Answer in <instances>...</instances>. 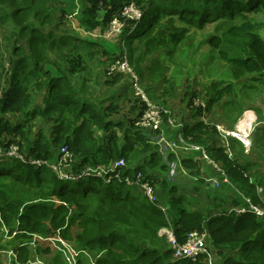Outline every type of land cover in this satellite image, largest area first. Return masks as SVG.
Instances as JSON below:
<instances>
[{"label": "trees", "instance_id": "obj_1", "mask_svg": "<svg viewBox=\"0 0 264 264\" xmlns=\"http://www.w3.org/2000/svg\"><path fill=\"white\" fill-rule=\"evenodd\" d=\"M125 1L83 0L76 24L86 29L100 26L101 15L103 24ZM136 2L143 14L135 28L124 33V43L128 39L130 44L137 43L128 54L132 68L141 79L160 83V99L175 93V78L167 75L168 60H173L190 29H203L208 22L216 25L206 42L232 78L239 81L250 77L264 85V0ZM65 16L62 0H0V46L10 48L8 65L0 58V148L16 144L27 158L54 160L59 149L66 147L73 160L67 170L74 171L123 159L126 166L121 173L132 176L139 172L154 189L161 180L163 197L176 191L168 178L173 163L175 170L183 168L204 186L206 175L193 155L179 150L163 155L152 140L154 132L135 124L145 108V104L139 107L140 97H135L140 102L136 115L113 120L111 117L120 112L116 100L102 107V102L85 95L84 82L76 87L73 75L84 70L80 59L95 60L99 52L103 53L107 84L121 79L126 82L128 78L121 72L109 73L122 50L119 44L111 52L101 41L84 34L59 33ZM161 50L165 57L154 58L145 72L141 71L147 55ZM73 51H77L76 60L67 55ZM218 86L212 84L208 93L221 97L234 90L231 83ZM39 92L43 93L42 105L32 108ZM10 114L23 118L12 120ZM36 117L52 122L47 136L33 130ZM181 130L192 144L203 146L230 178L232 186L221 181L217 188L220 183L235 185L253 203H264V175L251 171L255 165L248 160L242 163L222 147L210 146L212 126L199 121ZM262 141L264 146V136ZM96 181L61 180L46 166L0 160V228L6 227L23 241L35 235L58 236L76 243L80 251L100 252L94 264H202L190 259L173 260L169 237L160 231L171 229L174 239L183 243L188 232L204 228L210 250L221 264H264V221L252 212L222 210L206 217L201 210L186 207L191 202L180 194L169 200L167 211H162L144 199L140 189L132 192L134 186L127 185L124 193L126 184L114 180L113 185H102ZM227 200L232 207L244 204L235 194L223 198ZM24 242L13 248V264L28 263L29 245Z\"/></svg>", "mask_w": 264, "mask_h": 264}, {"label": "rangeland", "instance_id": "obj_2", "mask_svg": "<svg viewBox=\"0 0 264 264\" xmlns=\"http://www.w3.org/2000/svg\"><path fill=\"white\" fill-rule=\"evenodd\" d=\"M75 2H76V4L79 5V10H80L81 5L83 4L82 3L83 0H62V9H63V12L66 14L65 17H67L68 13L71 12L72 9L75 8V6H76ZM60 7L61 6H58L55 9L59 10ZM102 17H103V15H101V17H100V24H99L100 26H96L92 29H97V30H102V29L105 30L106 29L109 18L107 20H105L103 24H101ZM77 19H78L77 15L74 16L71 20L63 19L64 23L63 22L61 23L59 33H61V32H77L79 34H83V33H81L80 30L86 29V28L84 26L76 24V23H78ZM98 22H99V20H98ZM215 25H216V23L208 22L203 29H190L188 34H187L188 38L183 42L180 49L174 55V58L172 61H175L177 64L174 66V68L170 72L169 76L172 75L175 78V81L177 82V85H178L177 97H179L180 99H177L176 102L171 105V106H174L173 109L171 108V106L161 103L153 95H151V93H149V91H148V87H153L154 85L147 84V83H145V80H143V78L141 79L142 80V88L144 90L146 97L150 101L156 103L157 105H159L160 107H162L163 109H166L168 111L169 114L165 115L164 121H167V118L169 117V119H171L175 123L181 125V121H183V117H184V114H183L184 109H183L182 105H180L181 102L183 104L186 103L188 109H195L196 111L200 110L199 108H196L193 105V102H194V100L197 99V100H200V101L206 103V95H205V92L203 90V85L205 83L215 82L217 84H220V83L224 84V83L233 81V79L231 78V76L228 72V68L225 65V63L221 60H218V62L213 60L212 56L208 58V50L205 48L206 47L205 45L202 46V43L206 42L208 35L214 32V26ZM2 33H4V30H2ZM91 38L101 41L100 43H102V45L106 46V48L109 49L111 52H112L113 48L117 49V46H116L118 44L117 37L116 38L103 39V38H95L92 36ZM127 41H128V43H130V39H128ZM119 42H120V40H119ZM124 42H125V40H124ZM8 43H7V45H8ZM124 45H125V43H124ZM126 46L137 47L138 45L136 42H131L130 45H127V43H126ZM200 46H202V47L200 48ZM8 47H9V45H8ZM82 47L85 48L83 45H82ZM199 48H200V50H199ZM9 49L10 48L6 49L3 46H0V58L5 61L6 65H8L7 62H8V58L10 56V50ZM128 51H129V54L132 53V51H130V50H128ZM76 53H77V51L68 52L67 55H68L70 60H76V58H77ZM94 56H95V60L94 59L90 60V58H88V57H85L84 59L83 58L80 59V62H81L80 66L84 65V70L78 71L73 75V80H74V83L76 84V87L79 88V86L82 85V83L84 82L85 83V89H84L85 92L84 93L86 96L92 98L93 100L100 101V100H103L105 97H106V99H108L111 95H113V98L115 100H116V98H118V100L121 104L120 113L112 116V119H119V120L120 119H128L131 116L136 115L137 109H139V107H141V106L144 107V101H142V99L140 98L141 102H142V104H141L135 98L138 96H136L131 89L129 77L126 75L128 79H127V82H125V84H123V83L120 84V82H122V80H121L120 82L114 84V86L111 89L106 90V88L104 87V84H105V81L109 78H108L107 74L105 73L106 67H103V63L101 61L103 59V53L99 52V53L95 54ZM153 56H155V54L148 55L147 59H151ZM51 58L54 59L53 53L51 54ZM147 61L148 60H145L144 63H147ZM60 62H62V61H60ZM62 63H63V65H65L64 62H62ZM129 64L131 67H134L133 64L130 62V59H129ZM67 65L70 66L71 62L67 61ZM184 81H185V86H183ZM120 85H121V87H120ZM117 88H119L118 91H116ZM42 95H43V93L39 92L34 97V100L32 103V108L42 105V102H41ZM244 95L254 97V96H256V93L251 92V91L243 92L241 94V97ZM261 98H262V95H261V92H259V99L257 100V105H259L261 103ZM139 103H140V106H139ZM219 105H220V109L222 111L217 112V113H219L216 117L217 120L213 121V122L211 121V123L214 124L215 126H216V124L222 125L224 128L228 129V131H233L236 133V126L238 124L237 114H235L231 111H227L228 108L225 107L223 102H220ZM142 110H143V108H142ZM244 113H245V110H244ZM225 116H228V117H225ZM244 116H245V114L243 115V117ZM9 117H11L12 120H17V119L23 118V116L20 114H10ZM251 118H252V115H251ZM50 123H52V122H50L49 120H46L43 118L41 119L40 117H36L33 120V130L35 132L40 131L43 133V135L47 136V134L49 133ZM256 124H257V122L255 123V125L253 124V129L251 131H249L248 136L243 138L244 141L247 143V145L246 146L242 145L240 143L241 141L239 140L240 142L237 143L236 145H233L231 147V150H232V152L235 153V155L237 157H239L243 161L248 160V159L250 161H258L259 163H256V166H253L251 168V171H255L256 173L261 174L262 173L261 170L264 169V149L262 147H259L257 144L256 145L253 144L254 132L257 130ZM177 127H179V126H177ZM163 128H164V130H163ZM161 129H162V132L164 133L165 129L172 131L175 128H172L166 122H164L163 125L161 126ZM245 132H247V131H245ZM250 134H251V136H250ZM95 135H97L96 132H95ZM219 135H220V137H222L220 133H219ZM233 138H235V137H233ZM213 139H214V141H216L218 139L217 133L214 135ZM249 142H250V147H249ZM258 142L260 143L259 139H258ZM245 155H247V157ZM0 160H3V159H0ZM4 161H9V160L4 159ZM89 179H91V180L95 179V180H97L96 181L97 183H99V184L101 183L102 185L105 184L103 179H100V178H89ZM169 180L172 183L171 185H173V188L176 189V191H174L175 196L180 194L183 196V198L186 201H190L191 205L192 204L196 205V206L198 205L201 208H204L206 211L208 208L214 209L215 206H213L214 205L213 203H215V201L221 203L222 205H224V207L227 208L228 206H230L231 201L230 200L223 201V198L228 197L230 199L233 196V194H235L236 197L242 199V197L240 195V193H242L241 192L242 190H241V188H239L238 186H235V185H234V187H228L227 185H225L224 190H227V191H226V194H224V196H222V197H220L221 194H218L214 198H212V196H211V198H208L206 196V194H204V193H200V194H198V196L195 195L196 192H200L202 185H203V183H201L196 178V176H190L187 174L184 175L181 172H177L175 175H171ZM160 181L161 180L158 181L155 189L152 186V188L154 190V195L156 197V201H153V202H155L156 205H161L163 207L165 206V209L167 211L168 208H166V206H168L169 200L171 198H173V196H171L172 193L169 194V192H167L166 196L163 197V190H162V188L160 189V187H159ZM218 183H216V185ZM109 184L113 185L111 183H109ZM220 184H222V183H220ZM193 185H196L195 190H193ZM190 187H191V189L188 190ZM126 189H129V187L127 185L124 186V191H123L124 193H125ZM191 190H193V191H191ZM136 191H139V188L137 186L132 187V192H136ZM142 193H140V195H142V197H144V199L146 198L150 202V200H149L150 198H148V196L145 193H143V194ZM211 199H213L214 201L210 202ZM203 202L207 203V204H203ZM190 204H187V205H190ZM184 205H186V203ZM216 207H218V206H216ZM167 230L171 231V229H169V228ZM166 234L168 235L167 232H166ZM28 240L29 241L24 240L25 241L24 242L20 237H17V235H15L14 232L12 234H10L8 229L6 227L2 226L0 228V264H13V261L16 258V255L13 252V248L16 245H19L23 242L27 243L29 245L30 254H29V261L27 264H69V262L67 263V261H66V256L63 252V247H62L60 242L54 241L53 238H51V239L49 238V240H46L44 238L40 239L38 236L37 237H35V236L31 237ZM65 244L70 249L75 251L77 254H78V251L80 252V249L78 248L76 243H74V242H71V243L67 242L66 243L65 242ZM46 248L49 249V252L44 253L43 250ZM38 249H40V250H38ZM99 254H100V252H95V251H86V253H81L80 257L78 259V263L84 264V263H86V259L88 258L90 261V264H91V259L95 258Z\"/></svg>", "mask_w": 264, "mask_h": 264}, {"label": "built area", "instance_id": "obj_3", "mask_svg": "<svg viewBox=\"0 0 264 264\" xmlns=\"http://www.w3.org/2000/svg\"><path fill=\"white\" fill-rule=\"evenodd\" d=\"M76 4V2H75ZM79 12V5L76 4L75 8L72 9L71 12L68 13L67 20H71L74 16H76ZM143 11L141 7L137 4L136 0H128L122 3V5L114 11L107 23L106 29L97 30V29H81V33L87 35L89 37L95 38H116L118 39V44L121 47L120 55L115 59V61L109 67V73L111 72H121L127 75L130 79V86L135 95L140 97L142 101H144L145 108L143 109L141 115L135 122V124L140 129H150L154 132V140L159 145V150L163 155H165L168 151H173L177 148H185V149H194L201 151V155L203 159L209 164V166L215 171L216 174L221 176L222 181L232 186L230 182V178L224 172L223 167L213 158L209 156V154L205 151L202 146L192 144L189 141V138H185L182 134V130H179L175 139H169L165 137L161 131V126L164 122H166L171 127H182V125L175 123L173 120L167 118V121H164V117L166 114H169L166 109H163L156 103L150 101L142 88V80L139 74L130 66L128 62V53L124 45V33L127 31H132L135 28V24L141 19ZM120 40V42H119ZM193 105L196 108H199L202 112L205 110V103L200 100H194ZM245 116L242 118L244 120L247 115L252 114L249 113L248 110L245 111ZM169 116V115H168ZM240 120L236 126V133L233 131H228V129L224 128L222 125L216 124V129L221 134L225 146L229 148V137H235L241 141V143L246 146L247 143L244 141V137L248 136L249 131L252 130V123L255 122L253 117L249 120V123L246 125L245 132L240 129L239 124L242 121ZM206 121V120H205ZM250 147V142H249ZM59 154L57 158L54 160H47L43 158H27L23 154L20 153L18 145L11 144L6 148H0V159L5 160H18L22 163H27L33 166H46L50 168L59 179L62 180H71L76 181L79 179H89V178H100L103 179L105 184H109L111 182L118 181L120 183L137 186L143 193H145L148 198H150V202L154 204L156 207L161 209L162 211H166L165 206L156 205V197L154 195V190L149 181L143 180L141 173H136L132 176L124 175L121 173V170L126 163L123 159L115 160L106 165H87L76 171L72 170V154L69 153L66 147H61L59 149ZM230 155V152H229ZM172 169L170 175H175L178 172V169L175 170V164H171ZM179 170L185 173L183 168H179ZM173 178V177H172ZM215 183H217V179L211 178ZM261 191V188H258V192ZM238 192V191H237ZM242 200L244 201L243 205H238L235 207H231L229 211L234 210L236 213H244V212H252L257 217L261 218L264 221V203L263 204H255L251 201L249 197H246L243 193H240ZM165 232L168 233L169 240L171 242V246L173 249L172 259H190L191 261L200 262L202 264H218L213 255V252L209 247V235L206 229H195L188 232L186 239L183 243H178L172 234V231H168L166 228H163ZM162 230V229H161ZM44 238L49 240V238H53L54 241L60 242L63 247V252L66 256V261L69 264H79L78 259L81 253H86L88 250L78 251V254L70 249L63 239L58 236L54 237H42L39 235H35V237ZM67 243V242H66ZM100 255V254H99ZM96 256L95 258L99 257ZM82 256V255H81ZM95 258L91 260V264L95 263Z\"/></svg>", "mask_w": 264, "mask_h": 264}, {"label": "crops", "instance_id": "obj_4", "mask_svg": "<svg viewBox=\"0 0 264 264\" xmlns=\"http://www.w3.org/2000/svg\"><path fill=\"white\" fill-rule=\"evenodd\" d=\"M126 43H127V45H130V43H128V41H126ZM203 45H205L206 46L205 48L208 50V58L212 56V59L218 62V58L216 57V54H215L214 50L207 44V42H203L202 46ZM202 46H200V48ZM128 48L130 49L131 47L126 46L127 53L129 54V51H128L129 49ZM200 48H199V50H200ZM130 51H132V50L130 49ZM163 53H164V50L151 53V54H155V56H153L151 59H147V57H146L145 60H148V61H147V63H144L145 61L143 62V64L141 65L140 70L145 72L146 66L149 65L150 62L154 58H157V57L164 58L165 54H163ZM151 54H148V55H151ZM128 59H129V57H128ZM168 63H169L170 70H169L167 75L170 74V72L173 70L174 66L177 64L175 61H170V60H168ZM228 72L230 74L229 69H228ZM230 76H231V74H230ZM231 78H232V76H231ZM121 80H122V82H120ZM121 80L117 81V82H114L112 84H107L105 82L104 87L107 90V89H111L114 86V84H116L118 82H120V84H122V83L124 84L125 80L124 81H123V79H121ZM143 80H145V83H147V84L154 85L153 87H148V91H149V93H151V95H153L161 103L171 106L172 104H174L176 102L177 99H180L179 97H177V87H178V85H177L176 81H175V93H174V95L171 98L160 99L159 98V93L161 91L160 83L159 82H151L145 77H143ZM230 83L232 84V86L234 88L233 92L231 94H224L221 97L214 96L211 93H208V91H207V88L210 87L212 84H215V82H213V83H205L203 85V90H204L205 95H206V103H205L206 107H205L204 112H202L200 110L196 111L195 109H188L187 104L186 103L183 104L181 102L180 105H182V107L184 109V113H183L184 117H183V121H181L182 127L187 128V127H190V126H192L193 124H195V123H197L199 121H203L204 123L212 126V128H213V131H212L211 136H210V143H209L210 146H212V147L213 146L222 147L223 150L226 151L227 153L230 152V156H232V155L236 156L235 153L232 152L231 147L233 145H236L240 141L237 140L236 138L229 137L228 138L229 148L227 149L226 146H225L223 138L220 137L219 132L216 129L215 125L211 123V121L213 122V121L217 120L216 117L219 114L217 112H221L222 111L220 109L219 103L223 102L225 107L228 108L227 111H231V112L237 114L238 123H239L240 120H242V117L244 115V110L246 111V109H247L249 111V113H252V114L248 115V116L252 115V117H253V119L255 121V122L252 123V129H253V124L255 125V123L257 122V124H256L257 125L256 126L257 130L254 132L253 144L254 145L257 144L259 147H262L264 149V146L262 145L263 141L261 139L262 136H264V85L259 83V82H253L250 77H244V78H242L239 81H235L233 79V81H231V82H227V83H224V84L220 83L218 87L221 88V87H224L226 84H230ZM183 86H185V81L183 82ZM120 87H121V85H120ZM119 88H117L116 91H118ZM248 91L255 92L256 96L253 97V96L244 95V96L241 97V94L243 92H248ZM259 92H261L262 98H261V103L259 105H257V100L259 99ZM216 97H218V98H216ZM111 100L115 101V99L113 98V95H111L108 99H106V97H105L103 100H100L103 103L102 107H105L106 105H108L111 102ZM116 101L120 104L118 98H116ZM120 106H121V104H120ZM173 107L174 106H171L172 109H173ZM225 117H228V116H225ZM113 120H117V119H113ZM172 128H175V129H173L172 131L171 130L169 131V130L165 129L164 133L162 131H161V133L165 137L173 140V139L176 138V135H177L178 131L181 130V128H179V127H172ZM163 130H164V128H163ZM216 133L218 135V139L216 141H214L213 138H214V135ZM182 134L184 135L185 138H189L187 133L185 131H183V130H182ZM250 136H251V134H250ZM258 139H259L260 143L258 142ZM152 140H153L154 143H156L154 138H152ZM199 146H201V145H199ZM178 150L179 151H183L184 154H188V155H191V156L193 155L195 157V159L197 160V162H199L200 167L203 169V173H204L203 176L206 175V182L204 183L205 185L202 186L200 192H196L195 195L198 196V194L204 193V194H206V196L208 198H211V196H212V198H214L218 194H221L220 197L224 196L225 191H227V190H224L225 189V185L224 184H220L218 186V188H217L216 187V183H215V185L210 183L209 180L212 177H214V176L216 177L215 179H217L216 180L217 183L221 182L222 178L218 174H215V171L203 159V157L201 155V151L194 150V149H185V148L180 147V148H177V149L173 150V152H176ZM205 151L209 154V152L206 149H205ZM245 156L247 157V155H245ZM237 158L242 163H245V161H246V160L243 161L239 157H237ZM248 162L252 163L255 166H256V163H259L258 161H250L249 159H248ZM178 172H181V171L178 170ZM261 172H262L261 175H264V169L261 170ZM181 173L184 174V175L187 174L186 172L185 173L181 172ZM168 178H170V177L168 176ZM193 186H195V185H193ZM171 196L175 197V192L172 193ZM212 201H214V200L211 199L210 202H212ZM203 204H207V203L203 202ZM213 204H214L213 206H215L214 209H209V208L207 209L206 208L207 211L204 208H201L200 206H198V205L196 206V205H193V204L192 205H186V207H188L190 209L201 210L204 213V215L207 217L208 215L218 214L222 210H227L228 211L229 208H231L233 206V205H230V206H228L226 208V207H224V205H222L221 203L216 202V201ZM216 206H218L219 208L216 207ZM166 208H168V206H166ZM160 232L161 233H163V232L165 233L164 229H162ZM93 259L94 258H92L91 260H93ZM96 259L97 258H95V261H96ZM215 259H216V262L218 264H221V261H219L216 258V256H215ZM84 264H90V261H89L88 258L86 259V263H84Z\"/></svg>", "mask_w": 264, "mask_h": 264}, {"label": "bare ground", "instance_id": "obj_5", "mask_svg": "<svg viewBox=\"0 0 264 264\" xmlns=\"http://www.w3.org/2000/svg\"><path fill=\"white\" fill-rule=\"evenodd\" d=\"M251 119V116H246L244 120H242L239 124L240 129L245 131L246 125L249 123V120Z\"/></svg>", "mask_w": 264, "mask_h": 264}, {"label": "water", "instance_id": "obj_6", "mask_svg": "<svg viewBox=\"0 0 264 264\" xmlns=\"http://www.w3.org/2000/svg\"><path fill=\"white\" fill-rule=\"evenodd\" d=\"M209 181H210V183H212L213 185H215V182L212 179H210Z\"/></svg>", "mask_w": 264, "mask_h": 264}, {"label": "clouds", "instance_id": "obj_7", "mask_svg": "<svg viewBox=\"0 0 264 264\" xmlns=\"http://www.w3.org/2000/svg\"><path fill=\"white\" fill-rule=\"evenodd\" d=\"M65 20H67V19L65 18Z\"/></svg>", "mask_w": 264, "mask_h": 264}]
</instances>
